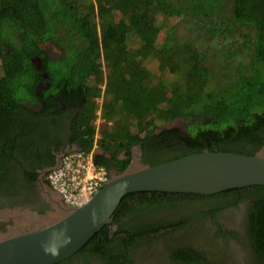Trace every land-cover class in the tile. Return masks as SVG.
<instances>
[{
  "label": "trees",
  "instance_id": "1",
  "mask_svg": "<svg viewBox=\"0 0 264 264\" xmlns=\"http://www.w3.org/2000/svg\"><path fill=\"white\" fill-rule=\"evenodd\" d=\"M214 54H221L218 71L208 62ZM154 61L158 72L148 67ZM100 93L107 125L96 162L107 168L112 161L126 170L137 144L150 166L205 150L257 154L264 146V0H0V164L17 132L61 122L72 106L73 139L90 150ZM177 118L187 122L185 135L156 131ZM8 183L0 174V186ZM242 191L254 198L251 234L264 254V186L217 195L131 193L116 215H135L118 233L134 235L129 244L138 247L168 223L153 221L154 211ZM177 221L174 228L183 225ZM182 253L175 257L186 260Z\"/></svg>",
  "mask_w": 264,
  "mask_h": 264
},
{
  "label": "flooded vegetation",
  "instance_id": "2",
  "mask_svg": "<svg viewBox=\"0 0 264 264\" xmlns=\"http://www.w3.org/2000/svg\"><path fill=\"white\" fill-rule=\"evenodd\" d=\"M76 111L75 107H70L63 121L51 122L52 126L45 123L41 130L39 125L20 130L16 142L9 144L10 148L5 150L0 174L9 183L0 186L1 234H8L12 229L16 231L17 224L27 229L47 223L57 216L58 205L68 210L69 206L60 196L50 195L46 173L52 168L48 165L53 159L58 162L67 151L81 148L80 141L73 139L77 132L69 125ZM167 128L178 129L183 135L188 129L183 118L173 121V125ZM135 150L137 157L133 156L129 166L134 162L147 164L142 147L137 144L133 147ZM260 151H264V146ZM108 172L111 177L121 171L110 161ZM246 193L242 191L221 198L198 199L194 203L178 200L176 204L179 207L158 209L152 213L153 221H166V227L150 234L146 237L148 242L138 247L129 244L134 235L118 233L122 224L131 225L135 214H125L124 211L117 216L116 209L111 222L103 227L107 233L102 234L96 243H90L92 238L77 253L53 264H264V254L257 249L251 234L250 216L254 198L246 196ZM217 194L220 193L211 195ZM134 201L132 199L130 203ZM35 214L41 217L39 221ZM174 220L183 225L174 228ZM108 239L110 243L105 242ZM96 246L100 248L97 250ZM104 247L109 248L105 250ZM180 251L185 253L186 260L175 257L176 252L183 254Z\"/></svg>",
  "mask_w": 264,
  "mask_h": 264
},
{
  "label": "water",
  "instance_id": "3",
  "mask_svg": "<svg viewBox=\"0 0 264 264\" xmlns=\"http://www.w3.org/2000/svg\"><path fill=\"white\" fill-rule=\"evenodd\" d=\"M32 62L42 69L40 57ZM253 186H264L262 151L246 155L205 150L152 166L134 162L113 173L83 206L64 210L58 205L57 216L47 223L27 229L17 224L16 231L0 233V264H53L71 257L111 222L122 199L131 193L211 195ZM49 187L50 195L59 196Z\"/></svg>",
  "mask_w": 264,
  "mask_h": 264
},
{
  "label": "built area",
  "instance_id": "4",
  "mask_svg": "<svg viewBox=\"0 0 264 264\" xmlns=\"http://www.w3.org/2000/svg\"><path fill=\"white\" fill-rule=\"evenodd\" d=\"M102 105L99 104L96 112L100 124L105 121L101 114ZM99 127L98 125L95 141L90 150L67 151L46 173L48 184L70 207H80L89 202L110 179L108 168L96 162V154L99 153Z\"/></svg>",
  "mask_w": 264,
  "mask_h": 264
},
{
  "label": "rangeland",
  "instance_id": "5",
  "mask_svg": "<svg viewBox=\"0 0 264 264\" xmlns=\"http://www.w3.org/2000/svg\"><path fill=\"white\" fill-rule=\"evenodd\" d=\"M176 21H178V19L176 20ZM186 33V29L185 28H183V27H180V29H179V32H178V34H179V36H182L183 34H185ZM164 36V34H163V32L161 33V35H160V38L159 39H162V37ZM210 41H209V39H205V45L206 46H209L210 45ZM44 48H47L48 50H50L51 52H50V54H52V55H56V54H58V50L57 49H55L52 45H50V44H45L44 45ZM219 54V53H218ZM218 54H214V56H215V60H214V62L212 61V59L211 60H209L208 62H209V65L211 66V67H213L214 68V70L215 71H218V70H220L221 69V62H220V64H218V61H217V57H219V56H221V54L220 55H218ZM217 61V62H216ZM220 61V60H219ZM103 64V66H104V70H105V74L107 73V68H106V65H105V63L103 62L102 63ZM148 67H150L153 71H157L158 72V68H157V64H156V62L154 61V62H150V63H148ZM172 78H173V76L172 75H169V76H164V80L165 81H171L172 80ZM103 87H104V83H103V86H102V89H103ZM95 100H97V102H96V104L98 103V104H103V101H104V99H103V95H102V93H100V96H98ZM97 104V107H96V105H95V109H97V108H99V105ZM88 105L89 104H87V107H88ZM103 106V105H102ZM94 109V111H93V113L96 111ZM97 112V111H96ZM96 112H95V119L93 120V124L96 126V131H98L97 129H98V125L100 126L99 127V136L101 137V131H102V129L104 128V126H106L107 124L105 123V121L103 122V124H100V122L97 120V117H98V115L96 114ZM92 113V114H93ZM181 120V118H178L177 120H171V121H169V122H167L164 126L162 125L161 127H159L156 131L157 132H159L161 129H163V128H166V127H171L172 125H173V121H180ZM206 121V120H205ZM98 122H99V124H98ZM205 123V122H204ZM94 137H95V135H94ZM263 153H264V151H262ZM133 156L134 157H137V151L135 150V152L133 151V154H132V158H133ZM58 197V196H57Z\"/></svg>",
  "mask_w": 264,
  "mask_h": 264
}]
</instances>
